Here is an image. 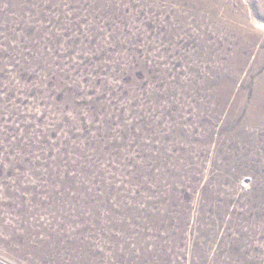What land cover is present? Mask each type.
Segmentation results:
<instances>
[{
  "label": "rangeland",
  "instance_id": "rangeland-1",
  "mask_svg": "<svg viewBox=\"0 0 264 264\" xmlns=\"http://www.w3.org/2000/svg\"><path fill=\"white\" fill-rule=\"evenodd\" d=\"M182 1L0 0V264H264V0Z\"/></svg>",
  "mask_w": 264,
  "mask_h": 264
},
{
  "label": "bare ground",
  "instance_id": "bare-ground-1",
  "mask_svg": "<svg viewBox=\"0 0 264 264\" xmlns=\"http://www.w3.org/2000/svg\"><path fill=\"white\" fill-rule=\"evenodd\" d=\"M182 1V0H181ZM190 1H192V0H190ZM201 1V0H200ZM206 1V0H205ZM183 2V1H182ZM184 3V2H183ZM187 3V2H186ZM192 3V2H191ZM189 4V3H188ZM199 5V4H198ZM264 82V79L261 81V83H263ZM260 87H261V84H260ZM259 91V90H258ZM230 93V92H229ZM240 99H242V95H240L239 96V100ZM259 100H261V94H260V91L258 92V94L256 95V99H255V101L253 102V105L251 106V109H250V111L251 112H254L255 111V109H256V103L259 101ZM252 114V113H251ZM261 115H264V111H262V113H260ZM258 116L260 117V115L258 114ZM255 117H256V114H252V116H251V118H253V119H255Z\"/></svg>",
  "mask_w": 264,
  "mask_h": 264
}]
</instances>
